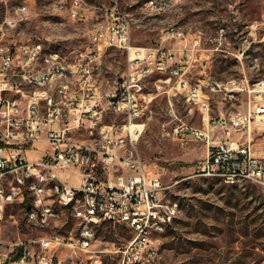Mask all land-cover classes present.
I'll return each mask as SVG.
<instances>
[{"label": "built area", "instance_id": "1", "mask_svg": "<svg viewBox=\"0 0 264 264\" xmlns=\"http://www.w3.org/2000/svg\"><path fill=\"white\" fill-rule=\"evenodd\" d=\"M113 2L105 22L87 32L85 50L73 59L47 52L41 42L10 40L17 20L7 16L0 21V220L9 206L28 198L26 220L37 230L59 226L64 211L77 222L75 235L39 238L29 244L0 240V259L5 262L106 264L117 256L115 264H163L160 237L179 217L181 207L175 198L177 183L165 184L147 174L139 152L147 125L146 82L159 77L191 108L208 114L203 86L186 76L188 67L202 59L198 54L202 34L189 40L181 28L170 25L161 46H132L138 21L119 7L118 0ZM178 3L148 0L141 9L164 15ZM52 12L57 17L67 13L78 22L89 19L83 0L56 2ZM16 13L21 20L27 18V3ZM169 41L178 42L180 48L163 46ZM106 48L127 53V69L113 81L103 61ZM207 87L227 101L240 90L236 81H213ZM248 92L254 100L245 112L208 118L203 128L172 124L174 120L163 123V133L174 140L206 144L207 154L195 176L230 187H264V154L257 155L254 138L264 132V81ZM40 143L47 149L39 160L29 161L28 150ZM70 200H77L78 208H70ZM105 224L123 225L132 236L124 244L102 242L97 247V231ZM62 250L65 253L59 255Z\"/></svg>", "mask_w": 264, "mask_h": 264}, {"label": "rangeland", "instance_id": "2", "mask_svg": "<svg viewBox=\"0 0 264 264\" xmlns=\"http://www.w3.org/2000/svg\"><path fill=\"white\" fill-rule=\"evenodd\" d=\"M70 0H0V21L7 16L17 25L9 39L25 43L41 42L45 50L58 51L73 59L87 46V32L106 20V10L114 7L113 0H83L89 19L78 22L67 13L55 16L52 6ZM148 0H118L122 10L131 12L138 23L133 27L131 45L159 47L170 25L184 31L189 40L202 34L199 63L188 67L187 78L203 86L208 96L209 113L191 108L183 96L165 86L154 76L146 82L149 103L146 109V129L139 142V152L147 174L160 177L165 184H175L181 212L175 222L160 237L163 264H264V187L249 184L230 187L223 182L195 176V168L207 154L204 142L174 140L165 135L162 125L184 122L203 128L208 118L227 117L243 111L248 99L254 100L249 88L264 81V0H179L173 11L164 15L143 12ZM27 3L29 13L21 20L16 11ZM58 23V24H56ZM163 46L179 49L178 42ZM103 61L107 77L113 81L127 69V53L106 48ZM236 81L239 92L232 102L221 94L209 92V82ZM239 92V93H238ZM217 140L219 138H216ZM256 149L264 152V136L255 141ZM45 144L28 150L29 161L42 157ZM76 183V180H73ZM28 198L24 203L11 205L0 220V240L5 244H29L39 238L55 235H75L77 222L68 212L61 224L52 229L37 230L26 220ZM131 232L123 225H102L96 234L95 245L124 244ZM39 252V246L34 244ZM2 252V250H1ZM8 252V251H6ZM64 254L62 250L58 254ZM22 256V250L19 257ZM119 257L109 258L106 264L117 263ZM10 264L0 259L2 264Z\"/></svg>", "mask_w": 264, "mask_h": 264}, {"label": "crops", "instance_id": "3", "mask_svg": "<svg viewBox=\"0 0 264 264\" xmlns=\"http://www.w3.org/2000/svg\"><path fill=\"white\" fill-rule=\"evenodd\" d=\"M72 0H70V2H71ZM170 49V48H169ZM173 50H175V49H173ZM238 88H239V86H238ZM240 90H239V92H241V91H243V90H245L244 88H239ZM238 92V93H239ZM236 98H237V96H236ZM250 101H252V99H248V102H247V105H248V103L250 102ZM230 102H232V101H230ZM247 105H246V107H245V109L243 110V111H239V112H245V110H246V108H247ZM238 113V112H237ZM232 114H234V113H232ZM264 136V132L262 133H259V134H256L255 136H254V138H255V141L257 140V139H259V138H261V137H263ZM255 150L257 151V155L258 156H263V154H264V152H261V151H259L258 149H256V144H255Z\"/></svg>", "mask_w": 264, "mask_h": 264}, {"label": "bare ground", "instance_id": "4", "mask_svg": "<svg viewBox=\"0 0 264 264\" xmlns=\"http://www.w3.org/2000/svg\"><path fill=\"white\" fill-rule=\"evenodd\" d=\"M70 208H78V201L70 200Z\"/></svg>", "mask_w": 264, "mask_h": 264}]
</instances>
